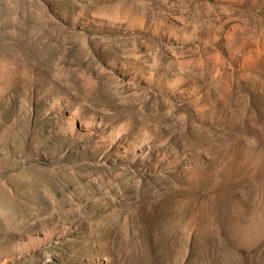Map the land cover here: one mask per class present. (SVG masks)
<instances>
[{
  "label": "rangeland",
  "instance_id": "1",
  "mask_svg": "<svg viewBox=\"0 0 264 264\" xmlns=\"http://www.w3.org/2000/svg\"><path fill=\"white\" fill-rule=\"evenodd\" d=\"M0 264H264V0H0Z\"/></svg>",
  "mask_w": 264,
  "mask_h": 264
},
{
  "label": "bare ground",
  "instance_id": "2",
  "mask_svg": "<svg viewBox=\"0 0 264 264\" xmlns=\"http://www.w3.org/2000/svg\"><path fill=\"white\" fill-rule=\"evenodd\" d=\"M258 52V51H257ZM255 55H257L256 53H255Z\"/></svg>",
  "mask_w": 264,
  "mask_h": 264
}]
</instances>
